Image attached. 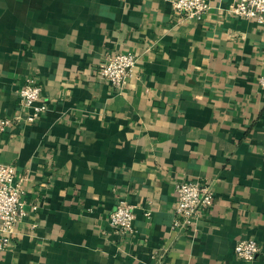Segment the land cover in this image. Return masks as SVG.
I'll list each match as a JSON object with an SVG mask.
<instances>
[{"label":"crops","instance_id":"crops-1","mask_svg":"<svg viewBox=\"0 0 264 264\" xmlns=\"http://www.w3.org/2000/svg\"><path fill=\"white\" fill-rule=\"evenodd\" d=\"M208 2L191 21L167 0H0V165L25 202L0 264H264L234 252L264 250V26ZM113 52L137 58L123 90L98 75ZM28 78L46 106L34 122ZM203 180L212 209L173 231L177 184ZM120 201L131 238L110 226Z\"/></svg>","mask_w":264,"mask_h":264},{"label":"built area","instance_id":"built-area-1","mask_svg":"<svg viewBox=\"0 0 264 264\" xmlns=\"http://www.w3.org/2000/svg\"><path fill=\"white\" fill-rule=\"evenodd\" d=\"M174 11L185 20L200 21L210 9L208 0H167ZM234 17L255 21L264 26V0H236L229 11ZM137 58L130 53H108L101 62L98 75L115 90H123L133 75ZM258 85L264 92V74ZM43 102V89L32 79H25L19 90V108L30 112L28 121L34 122L46 111ZM10 121L0 122V131L4 132ZM23 178L12 165H0V255L6 253L12 245L13 233L25 217ZM177 202L174 211L173 231L189 232L197 221L207 215L215 201L213 181H182L177 184ZM151 212L145 217L150 220ZM135 207L126 201H120L110 216L111 229L118 235L131 238L136 234ZM235 256L245 262H253L264 250L253 240H241L235 247ZM155 255L154 258H159Z\"/></svg>","mask_w":264,"mask_h":264}]
</instances>
